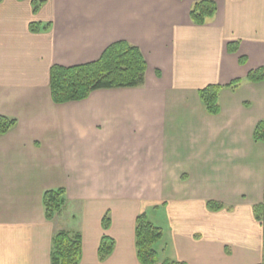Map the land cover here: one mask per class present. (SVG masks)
I'll return each instance as SVG.
<instances>
[{"label": "crops", "instance_id": "obj_1", "mask_svg": "<svg viewBox=\"0 0 264 264\" xmlns=\"http://www.w3.org/2000/svg\"><path fill=\"white\" fill-rule=\"evenodd\" d=\"M32 1L42 2L37 15ZM198 1L0 2V116L17 121L0 136V264H52L59 231L81 235L80 264H140L136 219L163 209L175 261L264 264L253 211L264 204V144L254 139L264 82L246 81L264 67V0H213L216 15L203 26L190 17ZM31 23L49 30L32 33ZM121 41L146 60L143 87L53 102V66L96 62ZM235 80L219 114H208L199 91ZM58 189L66 208L50 222L43 196ZM210 201L226 209L212 212ZM104 235L116 245L101 262Z\"/></svg>", "mask_w": 264, "mask_h": 264}, {"label": "trees", "instance_id": "obj_2", "mask_svg": "<svg viewBox=\"0 0 264 264\" xmlns=\"http://www.w3.org/2000/svg\"><path fill=\"white\" fill-rule=\"evenodd\" d=\"M2 0H0L1 2ZM24 1V0H19ZM42 2L32 1L35 15L40 11ZM217 7L213 0H199L190 12L191 20L198 26L205 25L216 15ZM49 25L42 26L31 23L30 31L40 33L48 31ZM230 53L238 52L237 44H230ZM246 64L244 58L240 59ZM147 63L141 50L127 42L121 41L109 46L101 58L93 63L74 67L55 65L50 71L51 97L55 104H66L87 100L99 90L136 89L146 84ZM246 81L249 83L264 82V67L248 73ZM242 80H235L227 86L208 85L199 91V97L208 114L218 115L220 112L219 95L224 88L237 90ZM17 125L16 119L0 116V136L6 135ZM254 139L264 144V121L255 129ZM67 198L64 189L50 190L44 193L43 206L48 221H53L66 208ZM207 208L212 212L226 209L222 203L210 201ZM256 220L264 225V204L253 208ZM103 229L107 231L111 226L110 215L107 213L102 221ZM163 239L160 228L151 223L145 214L138 216L135 226V245L140 264H159V253L156 245ZM115 241L104 235L98 249L101 262L106 261L114 252ZM83 257L82 237L79 233L59 231L53 239L51 253L52 264H80ZM162 264H186L172 259H165Z\"/></svg>", "mask_w": 264, "mask_h": 264}, {"label": "rangeland", "instance_id": "obj_3", "mask_svg": "<svg viewBox=\"0 0 264 264\" xmlns=\"http://www.w3.org/2000/svg\"><path fill=\"white\" fill-rule=\"evenodd\" d=\"M148 219L163 232V239L156 245V250L159 253V260L161 262L167 258L178 260L180 253L172 239V232L165 210L150 211L148 213Z\"/></svg>", "mask_w": 264, "mask_h": 264}]
</instances>
